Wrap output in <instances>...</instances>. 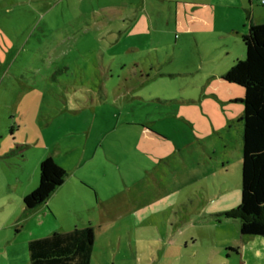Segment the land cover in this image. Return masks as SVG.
Returning a JSON list of instances; mask_svg holds the SVG:
<instances>
[{
  "label": "rangeland",
  "instance_id": "obj_1",
  "mask_svg": "<svg viewBox=\"0 0 264 264\" xmlns=\"http://www.w3.org/2000/svg\"><path fill=\"white\" fill-rule=\"evenodd\" d=\"M110 1L0 0V170L35 187L39 162L51 156L66 176L107 174L113 236L96 232L92 264L123 256L126 264H264V236L241 235L237 219L217 223L201 209L212 207L211 196L239 203L242 87L225 83L229 106L204 97L218 60L201 59L188 35L176 43L164 28L140 32L144 17L113 12L104 7ZM145 135L158 140L157 150H145L153 163L136 145ZM224 154L221 195L212 185L214 160ZM153 176L165 194L179 187V206L134 223L131 208L154 196ZM46 208L32 225L43 214L72 219L69 205Z\"/></svg>",
  "mask_w": 264,
  "mask_h": 264
},
{
  "label": "crops",
  "instance_id": "obj_2",
  "mask_svg": "<svg viewBox=\"0 0 264 264\" xmlns=\"http://www.w3.org/2000/svg\"><path fill=\"white\" fill-rule=\"evenodd\" d=\"M121 1L112 0L110 1L113 2L112 4H107L104 7L113 12L126 14L125 17L129 15L144 17L141 22L142 29L140 32H147L149 28L156 29V31H161L164 28L170 33H174L176 43L180 40L181 35H188L192 39L193 48L199 51L201 59L204 58L205 61L209 62L218 60L221 65L218 70L216 69L213 72L212 77L216 78L214 79V85L204 89V97L215 99V101L229 106L232 91L225 84L229 82L224 81L221 75L235 60L243 58L244 49L243 45H240V41L242 35L248 30L249 22L259 24L264 19V8H262L264 6L259 0ZM136 1L138 2L136 3ZM136 11H138V14L135 13ZM247 14H249V19ZM161 16L165 20L164 24L160 26L158 18ZM232 45L234 48L231 47ZM232 49H236L237 53H232ZM180 111L181 108L178 113ZM183 111L186 112L187 110L184 109ZM157 143L158 140L156 138L151 135H145L143 145L139 141L136 145L139 152L144 155V158L150 160L148 152L145 150L149 152L157 150ZM204 149L208 150L205 146ZM207 154L209 155V160H212V153L207 151ZM226 154L214 160L216 171L212 172L217 178V183L208 174L213 180L212 186L215 191L217 193L220 192L221 195L228 188V175L226 172L228 171L229 160L225 157ZM1 159L0 153V161ZM150 161L153 163L152 160ZM71 173L74 175L67 174L66 178L51 193L46 202L22 217V198L25 193L27 194L35 188L32 185V180L28 182V186L27 182L19 180L17 172L6 169L0 170V264H30L26 245L29 240L47 236L54 232L69 231L74 227L91 225L94 229V243L89 264H92V257L95 252L94 245L98 234L96 232H104L103 235L106 241H112L113 206L111 203L112 195H110L112 192L111 190L110 192L108 191V189H112L111 179L108 178L107 174L103 173L101 176H85L77 174L76 171ZM73 180L75 181L70 183ZM152 183L151 192L154 195L152 199L131 208V217L134 223L143 222L141 216L143 213L147 216L167 211L172 212L171 210H175L179 206L180 191L178 186H174L165 194V191L158 187L160 183L159 185L156 184L157 178L155 176H153ZM63 190H66L65 192L68 194L67 198L59 197V201L56 204L52 202L51 205L54 194H60ZM222 197L225 198L224 196ZM89 198H92L93 201H90ZM215 198L211 196L212 202L210 203L212 207L210 209H208L207 204H204L201 208L203 214L209 218L214 217L217 223L229 221L230 219L221 218L218 214L231 209V204L237 201L236 198L229 194L228 199L217 198L218 204L215 202ZM43 205L47 207L46 209L52 211L53 214L55 207L69 205L68 209L72 213V219L69 218L57 222V217L55 218L56 215L54 214L53 217L56 221H51L47 215L43 214L45 217L39 218L38 223L32 225L34 214L39 212L40 206ZM170 222L172 221L166 214L165 223L170 225ZM183 242L186 244L187 240ZM224 250L235 251L231 246H226ZM171 257H174V255ZM127 261V257L123 256L117 262L126 264ZM98 264H106V261L100 257L98 258Z\"/></svg>",
  "mask_w": 264,
  "mask_h": 264
},
{
  "label": "trees",
  "instance_id": "obj_3",
  "mask_svg": "<svg viewBox=\"0 0 264 264\" xmlns=\"http://www.w3.org/2000/svg\"><path fill=\"white\" fill-rule=\"evenodd\" d=\"M241 42L243 58L235 60L221 75L224 81L241 86L244 92L240 117L242 150L239 203L218 216L237 219L241 235L264 236V20L259 25L249 22ZM65 177L66 171L51 156L44 157L39 162L37 185L22 198L21 216L24 217L46 202ZM93 233V227L86 225L33 238L26 244L29 263L89 264Z\"/></svg>",
  "mask_w": 264,
  "mask_h": 264
},
{
  "label": "built area",
  "instance_id": "obj_4",
  "mask_svg": "<svg viewBox=\"0 0 264 264\" xmlns=\"http://www.w3.org/2000/svg\"><path fill=\"white\" fill-rule=\"evenodd\" d=\"M261 2V4H264V0H259Z\"/></svg>",
  "mask_w": 264,
  "mask_h": 264
}]
</instances>
